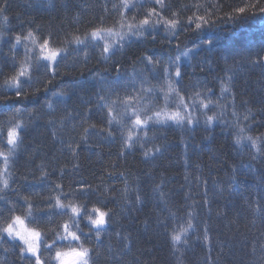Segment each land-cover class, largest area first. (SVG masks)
Wrapping results in <instances>:
<instances>
[{"label": "trees", "instance_id": "1", "mask_svg": "<svg viewBox=\"0 0 264 264\" xmlns=\"http://www.w3.org/2000/svg\"><path fill=\"white\" fill-rule=\"evenodd\" d=\"M220 2L221 0H165L172 10L181 8L183 5L189 6V10L183 13L185 21L188 15H192L196 11L194 5L197 3L211 9L213 3ZM105 3L106 0H53L54 6H41L38 0H7V7L0 11V30L5 32V39L9 34L14 37L21 31V20L34 19L35 23L32 24V28L35 29L39 26L45 33L53 31L60 36L57 46H62L60 42L65 38L64 33L79 34L83 37L90 25H98L101 16H104L105 26H113L119 20V15L117 12L111 11L112 4H118L119 0H107L110 14L103 12ZM222 3L225 6V11H229L227 6L239 4L240 0H222ZM4 4L5 0H0V8H3ZM151 6L146 3L144 8ZM135 11L133 9L128 13L129 19ZM204 12L205 9L201 8L200 14L203 15ZM165 15L170 17L171 13L168 12ZM221 15H223L222 12H215L212 18ZM5 16L8 18L6 28L4 27ZM142 18L141 14L137 16V20ZM262 24L259 18L234 24L220 23L215 29L206 30L201 34V38L191 31H180L178 37L173 38L171 33H166L164 28H160L155 41L150 36L147 40L133 38L132 42L125 47L124 55L117 54L110 60L109 66L106 64L109 61L105 62L100 58L99 50H89L90 59L88 61L84 60L83 50L79 53V58H76L75 53H71L67 60L61 62V74L56 76L49 91L42 90L34 97L30 95L29 99L16 100L13 96V99L6 103H0V125L6 123L9 114L16 106L27 109L17 117L28 126L24 130L23 145L11 163V188L6 195L10 200L17 201L18 204H23V200H18V197L30 196L36 205L43 208L46 205L41 200V196L56 195L58 190L49 192V189L54 188L56 183H62L65 192L69 191V185H72L73 188L77 186L74 182H84L93 187L99 185L101 192L104 188H108L109 191L105 194L106 202L109 208L114 209V216L113 223L109 228L110 237H104L105 245L110 239L113 247L119 249L127 242L118 240L115 235L116 231L119 230L124 234L131 233V251L125 255L122 264H144L145 261L147 264H206L207 256L211 255L215 258L220 242H224L227 250L222 264H264L260 250V244L264 243V236H261V233L264 232V225L261 224L259 218H256L255 226L252 225L253 212L243 205L240 196L233 193L229 197L225 192L221 197L215 187V184H220L225 189L227 188L232 165L241 168L244 164L253 163L255 172L248 173L242 170V174L238 177L241 192L252 199L255 198L256 190L259 187L258 178L260 174L264 173V164L259 160L256 162L250 160L249 149L245 148L243 155L238 153V149L233 143L235 131L233 125L237 122V117L232 115L233 106L231 103L234 94L235 110L239 116L240 126L251 125V131L247 134L254 137L264 134V113L259 111L261 105L264 104V70L251 69L244 65L237 70L231 91L225 93L222 99L220 98L218 79L220 74L227 73L228 75L227 68L233 65L232 59H228L227 64L225 63L226 57L239 58L240 54L247 49H259L264 46L263 33L259 32ZM116 26L118 27V24ZM77 29H79L78 33H76ZM24 30L27 31L26 25ZM68 39H71V35L68 36ZM208 39L213 41L211 46L196 47L200 40ZM0 47L3 49L4 57L13 55L9 51L10 45L0 41ZM185 48L192 49V52L188 57L181 58L185 72L182 86L191 95L195 90L203 91L205 85L199 89H192L189 87L190 85L195 84L198 80L201 83L207 82V87L213 90L211 93L213 101L225 106L223 120L228 123L214 122L213 126L206 131L203 123L205 117L201 116V123L192 127L180 128L172 124L162 127L159 125L160 129L153 127L148 135L149 137L154 135V139L151 140L148 147L161 146L162 151L147 160L144 159L139 145L134 149H126L125 155L120 156L119 133L114 141L92 135L87 144H81L77 155H72L67 144L70 141H78L83 134V129L90 123H96L99 128L101 126L100 112L95 109L93 101V112L88 123L80 124V116H76L73 112L72 118L65 121L64 127L61 128L59 121L65 115L66 105L58 102L59 97H52V92L60 90L72 81L86 82L84 91L71 92L72 99L67 102L68 109L76 108L83 115L88 105L80 104L77 107L75 103L77 97L84 95L87 99L88 94L95 92L97 85L94 74L96 73L103 75L111 82L117 76L116 69L112 66L113 61H119L120 74L128 77L132 74L133 67L137 72L143 68L141 63L133 66L132 60L135 57L150 54L156 58L167 59L169 56L175 58ZM2 59L0 57V70L7 74L8 69L4 67ZM17 59L19 61L24 59L22 46L18 49ZM201 66L204 71L200 70ZM174 71L175 69H173V73ZM223 78L227 79L226 76ZM5 79L6 76H0V92L4 91ZM153 85L156 83L151 86ZM242 85L245 86L236 91ZM26 91L31 93V89L26 88ZM48 98H52L54 102V112H50L44 107ZM245 101L253 109L255 115L253 119L242 124L241 121L244 120L245 114L243 102ZM159 106H161L160 103ZM106 111L105 109V114ZM220 111V108H213L207 112V115H219ZM29 112H34V114L29 115ZM49 120H55L56 123L50 125ZM74 121L77 124L75 129H73ZM218 124L221 126L213 130ZM173 129H178V132L175 134L172 132ZM54 130L57 132L55 139L52 135ZM216 132L221 135L220 138L210 137L214 135L212 133ZM197 133H201L203 137L198 138ZM73 147H75V143H73ZM157 160L159 161L156 163ZM73 165H79V167L73 168ZM0 167H2V160H0ZM61 169L64 171L62 179ZM42 171L49 175L46 180L41 182ZM110 172L113 174L109 175ZM121 172L124 173V176L119 175ZM185 176L188 177L187 180ZM198 176L200 181H197ZM204 179L208 181L207 193L208 199L211 201L210 212L202 204L206 191L203 186ZM125 180L129 184L127 205L124 204L122 198ZM155 185H160V189L154 190ZM161 192L165 194L168 206L173 210L179 209L178 215L181 216L187 211V205H192L193 201L201 202L195 205V227L189 232V245H180L181 250L176 253L170 249V242L164 231L165 226L157 223L158 220H165L168 227H172V218L167 210H164V205L160 203ZM137 194L141 196L142 204L136 203ZM186 197L189 198L186 199ZM91 206L90 202L89 207ZM122 206L131 209V211H121ZM26 207L25 205L24 208ZM218 211L226 212L229 220L235 218L238 212V225L226 227L225 218L217 216ZM22 212L23 209L17 207L16 214H22ZM66 219L67 217H54L52 224L47 227H55L57 221L62 224ZM205 220L210 225L213 249L211 253L204 246L203 240L197 239V233L201 235L203 233ZM237 227L239 231H237ZM54 235V232L49 233V242ZM253 240L257 243L255 255L251 252ZM45 255L47 256V253ZM137 256L140 258L139 261H136ZM20 261L18 250L4 252L3 247H0V264H26V262ZM99 264H104L103 259L99 261Z\"/></svg>", "mask_w": 264, "mask_h": 264}, {"label": "snow or ice", "instance_id": "2", "mask_svg": "<svg viewBox=\"0 0 264 264\" xmlns=\"http://www.w3.org/2000/svg\"><path fill=\"white\" fill-rule=\"evenodd\" d=\"M38 3L41 6H54L53 0H38ZM146 3L152 6L143 13L142 19L137 20V16L141 14L140 10L145 7ZM6 7L7 0H5L4 7L0 8V11ZM194 7L196 11L192 15H188L185 21L183 13L189 10L188 5L172 10L171 6L165 3V0H119L118 4H112L111 11L117 12L119 15V20L113 26H105L104 16H101L98 25H90L83 37L79 34L64 33L65 38L60 42L62 46H57L58 35L53 31L45 33L39 26L35 29L32 28V24L35 23L34 19L21 20V31L14 37L9 34L5 39V32L0 30V41L10 45L9 51L13 53L10 57H4L3 49L0 47V57L3 58L4 67L8 69L7 74L0 70V76H6L3 85L4 91L0 92V103H6L13 99V96L16 100L29 99L30 95L34 97L42 90L44 92L49 91L56 76L61 74V62L67 60L71 53L78 56L83 50L84 60L88 61L90 59L89 50H99L100 58L107 62L117 54L123 56L125 47L132 42L133 38L147 40L150 36L155 41L160 28H164L166 33H171L173 38L178 37L180 31L194 32L199 38L206 30L211 31L220 23L234 24L255 18H259L260 22L264 23V2L262 0H240L239 4L228 5L229 11H225L222 0L220 3L211 5V9L215 11L199 3ZM201 8L205 9L203 15L200 14ZM133 9L136 11L129 19L128 13L132 12ZM103 12L110 14L107 0ZM168 12L171 13L170 17L165 15ZM215 12H222L223 15L213 19ZM25 25L27 26L26 32L24 30ZM7 26L8 18L5 16L4 27ZM78 32L79 29L76 30V33ZM69 35H71V39H68ZM212 42V39L200 40L196 47L211 46ZM21 46L24 48V59L19 61L17 56ZM191 52L192 49L185 48L175 58L169 56L167 59L156 58L150 54L135 57L132 60L133 66L141 63L143 68L137 72L133 67V72L128 77L120 74L121 65L119 61H113L112 66L116 69L117 76L109 82L103 75L94 74L97 85L95 92L88 94L87 99L84 95L77 97L75 102L77 107L80 104L88 105L83 115L76 108L68 109L67 102L72 99L71 92L84 91L86 82L72 81L60 90L52 92V97H59L58 102L66 105L65 115L59 121L61 128L64 127L65 121L72 118L73 112L76 116H80V124L88 123L93 112V101L95 102V109L100 112L101 126L99 128H97L96 123H90L88 127L83 129V134L78 141H70L67 144L72 155L76 156L81 144H87L92 135L114 141L117 138V133H119L120 156L125 155L126 149H134L139 145L144 159L147 160L162 151L161 146L148 147V144L154 139V135L149 137V131H152L156 125L164 126L171 123L180 128L192 127L201 123V116L205 117L203 123L206 131L213 126L214 122L228 123L223 120L226 111L225 106L214 102L211 98L212 88L205 85L203 91L195 90L189 95L182 86L185 72L181 58L188 57ZM228 59L233 60V65L227 68L229 73L227 80L218 78L221 99L224 98L225 93L231 91L236 72L244 65L251 69L260 68L264 70V46L259 49H247L240 54L239 58L226 57V64ZM173 69H175L174 73ZM200 70L204 71V68L201 66ZM151 80L157 81V84L146 87L145 85L150 84ZM189 87L199 89L200 81L198 80L196 84ZM26 88L31 89V93L26 91ZM157 92L161 95L158 96ZM161 96L164 103L159 106ZM53 103L52 98H48L44 107L50 112H54ZM231 103L233 106L232 115L237 117V122L233 125L235 147L241 154L245 148L249 149L250 160L252 162L259 160L264 164V134L255 137L247 134L251 131V125L240 126L239 116L235 110L234 94ZM243 103L245 107L243 119L249 121L254 118L255 113L246 101ZM213 108L221 109L219 115H207V112ZM105 109L107 110L106 114ZM25 111H27L26 108L16 106L9 114L6 123L0 125V160H2V167H0V247H3L4 252L18 249L19 259L26 264H99L101 259H103L104 264H122L125 255L131 251V233L124 234L119 230L116 231L117 239L127 242L119 249L113 247L110 239L105 245L104 237H110L109 228L113 223L114 216V209L109 208L106 202L105 194L109 191L108 188H104L101 192L99 185L93 187L84 182H74L77 186L73 188L72 185H69V191L65 192L62 183H56L54 188L49 189L50 193L58 190L56 195L41 196V200L46 205L43 208L36 205L30 196L17 198L18 200L22 199L23 204L9 200L6 196L11 188V163L23 145L24 130L28 126L27 123L17 117ZM259 111L264 113V104L261 105ZM33 114L34 112H29V115ZM48 123L52 125L56 121L49 120ZM76 126L74 121L73 129ZM52 135L55 139L57 132L54 130ZM73 143H75V147H73ZM78 167L79 165H73V168ZM242 170L248 173L256 171L253 163L244 164L241 168L232 165L227 188L225 189L220 184H215V187L221 197L224 196L225 192L228 193L229 197L233 193L240 196L243 205L253 212L252 225L255 226L256 218H259L261 224L264 225V173L260 174L258 178L259 187L256 190L255 198L250 199L240 189L238 177L242 174ZM60 171L62 179L64 171L63 169ZM112 174L109 173V175ZM48 175L47 172L42 171L40 181L46 180ZM119 175L124 176V173L121 172ZM185 179L187 180L188 177L185 176ZM197 181H200L199 176ZM207 185L208 181L204 179L203 186L206 191L202 204L210 212L211 201L208 199ZM159 189L160 185H155L154 190ZM128 192L129 184L125 180L122 197L125 205L129 202ZM90 202L92 203L91 207H89ZM136 203H143L139 194L136 196ZM160 203L164 205V210H167L172 218V227L169 228L165 220H158L157 223L165 226L164 231L167 233L171 251L173 253L179 252L181 250L180 245H189V232L195 227V205L201 202L193 201L192 205H187V211L183 216L178 215L179 209L173 210L168 206V200L163 192L160 193ZM25 205L26 208H24ZM17 207L23 209L22 214H16ZM121 211H131V209L122 206ZM217 216L225 218L226 227L238 225V212L236 217L231 220L227 219L226 212L223 211H218ZM54 217H67V219L62 224L57 221L55 227H47V225L52 224ZM203 225V233L202 235L197 233V239H202L204 246L211 253L213 249L211 247L210 225L207 220L203 222ZM237 231H239L238 227ZM50 232H54L55 235L49 242ZM261 236H264V232L261 233ZM260 250L261 256L264 258V243L260 244ZM256 251L257 243L253 240L251 252L255 255ZM226 252L224 242H220L219 251L215 258L211 255L207 256L206 264H222ZM139 260L140 258L137 256L136 261ZM144 264H147V261Z\"/></svg>", "mask_w": 264, "mask_h": 264}, {"label": "bare ground", "instance_id": "3", "mask_svg": "<svg viewBox=\"0 0 264 264\" xmlns=\"http://www.w3.org/2000/svg\"><path fill=\"white\" fill-rule=\"evenodd\" d=\"M148 8V7H147ZM147 8H144L143 10H141L140 11V13H141V15L143 16V13L147 10ZM131 15H133V14H131ZM259 32H262L263 33V36H264V23L262 24V28H260V31ZM201 36V35H200ZM199 36V37H200ZM262 36V37H263ZM58 38H60V36L58 35ZM201 38V37H200ZM76 58H79V55L78 56H76ZM184 61H185V58H184ZM107 64V66H109L110 64H111V61L109 60V63H106ZM109 64V65H108ZM223 76H228L227 75V73H225V74H220V78H223ZM224 79V78H223ZM227 80V79H226ZM157 84V81H155V80H151L150 81V84H148V85H145L146 87H148V86H151L152 84ZM160 83H163V81H160ZM184 82H182V84H183ZM202 85H204V84H202ZM246 85V84H245ZM245 85H242V86H240L239 88H237L236 89V91H238V90H240L241 88H243ZM165 87H166V85H165ZM157 95L158 96H160L161 94L159 93V92H157ZM149 98H151L150 97V95H149ZM163 98H162V96H161V98H160V101H159V103L161 104V106L163 105ZM169 124H171V123H169ZM175 126V125H174ZM156 129H160V126L159 125H156V126H154ZM162 127V126H161ZM175 127H177V126H175ZM180 130V129H179ZM172 132H175V134L178 132V129H173L172 130ZM188 136H189V134H187ZM192 137V136H191ZM197 137L198 138H202L203 136H202V134L200 133V134H198L197 133ZM151 138V137H150ZM238 153H241L239 150H238ZM243 155H244V152H243ZM12 194V193H11ZM7 196V195H6ZM8 197V196H7ZM8 199H9V197H8ZM10 200V199H9Z\"/></svg>", "mask_w": 264, "mask_h": 264}, {"label": "rangeland", "instance_id": "4", "mask_svg": "<svg viewBox=\"0 0 264 264\" xmlns=\"http://www.w3.org/2000/svg\"><path fill=\"white\" fill-rule=\"evenodd\" d=\"M111 25V24H110ZM196 84V83H195ZM202 84H204V85H206L207 84V82H200V87H203V85ZM194 85V84H193ZM224 96H225V94H224ZM242 122V124H244L245 123V121L243 120V121H241ZM219 126H221L220 124H218V125H216L215 126V128H213V130H216V128L217 127H219ZM212 134H214V135H211L210 137H212V138H215V139H218V138H220V136L221 135H218V133L216 132V133H212ZM222 135H224V134H222ZM215 136H217V137H215ZM159 160H157L156 161V163L158 162ZM155 163V162H154ZM85 231H87V228H85ZM18 250V249H17ZM54 253V252H53ZM21 262V261H20Z\"/></svg>", "mask_w": 264, "mask_h": 264}]
</instances>
